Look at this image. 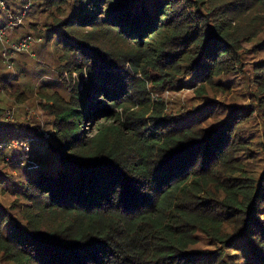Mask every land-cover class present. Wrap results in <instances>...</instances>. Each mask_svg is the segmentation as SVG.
<instances>
[{"label":"trees","instance_id":"16d2710c","mask_svg":"<svg viewBox=\"0 0 264 264\" xmlns=\"http://www.w3.org/2000/svg\"><path fill=\"white\" fill-rule=\"evenodd\" d=\"M2 28L55 61L0 70L51 117L0 106L5 264H264V0H0Z\"/></svg>","mask_w":264,"mask_h":264},{"label":"rangeland","instance_id":"374dc122","mask_svg":"<svg viewBox=\"0 0 264 264\" xmlns=\"http://www.w3.org/2000/svg\"><path fill=\"white\" fill-rule=\"evenodd\" d=\"M10 36H11V32L9 30L8 31L5 30L4 37L2 40H0V55L6 65L5 67L4 64L1 63L2 65L0 64V70L4 69L5 71L6 70L10 71L12 74L11 76H13V74L15 73V70L18 69L19 64H26L27 67L33 68L34 66L38 67L37 65L38 61L46 63V64L49 63V60H51L53 63L55 62L53 57L51 56L52 48L50 47H46V48L40 47L41 48L40 52L36 48L32 49V51H30L31 50L30 48L28 50L21 51L20 53L12 52V50H10L11 48ZM33 50H35V52H37L38 55L34 54ZM73 77L77 78L78 76L77 75L75 76V74H73ZM39 78L40 80L41 79L45 80V82L52 80V82L56 83V81H53L56 79V76H53L50 72L42 73L39 76ZM20 80H21V76H18L15 78H9V81H10L9 84H12L13 82L14 84L12 86L18 87L17 84L18 82H20ZM31 84L32 85L30 86L31 87L33 86L34 90H36L37 87L40 85L38 83L36 84L35 81H32ZM56 89L58 90V92H62L61 91L62 89L60 88H56ZM47 90H48L47 92L50 91L49 88H47ZM8 93L10 92L5 91L2 94L0 93V98L2 99V101L0 102V106L4 107L5 111H2V112L6 113L7 119L14 120V118L17 119L20 117L21 118L24 117L25 120L31 121L32 125L40 124V128L41 130H43L44 136L47 137L49 133L47 129L51 128V124L47 122L51 117L50 115H48L47 112H45L41 108L39 104L40 96L35 95V93H34L35 96H33V94L28 92L27 93V95H29L28 99L31 103L27 105H22L20 103H16L13 97H9ZM161 97L165 99H169V101L171 102L169 105L171 110L172 111L176 110L177 112H179L178 109L182 110L187 105L195 104L199 101L197 98L194 97L193 92L190 88H183V89H179L175 91H165L161 94ZM245 102H247V100ZM8 108L10 109L11 113L7 111ZM86 131L88 132L87 133L88 135H91L94 133L95 130L93 126H89V129H87ZM33 163H36V162H33ZM8 167L6 168L8 169ZM10 200H11L10 196L0 195V204H8ZM0 264H5L4 261L1 259V256H0Z\"/></svg>","mask_w":264,"mask_h":264},{"label":"built area","instance_id":"2783aa9c","mask_svg":"<svg viewBox=\"0 0 264 264\" xmlns=\"http://www.w3.org/2000/svg\"><path fill=\"white\" fill-rule=\"evenodd\" d=\"M18 21H20V18H18ZM12 23H9L7 26H11ZM4 30L3 28L0 29V40L3 39ZM40 38H34L31 35H26L22 37L21 39L17 40L16 42L11 43V47L14 52H20L24 50L30 49L33 42L39 41Z\"/></svg>","mask_w":264,"mask_h":264}]
</instances>
